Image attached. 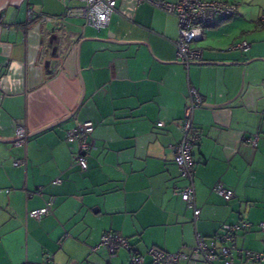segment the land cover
Instances as JSON below:
<instances>
[{
  "label": "crops",
  "instance_id": "crops-1",
  "mask_svg": "<svg viewBox=\"0 0 264 264\" xmlns=\"http://www.w3.org/2000/svg\"><path fill=\"white\" fill-rule=\"evenodd\" d=\"M80 3L0 0V136L14 137L18 125L33 132L75 110L25 146L0 141V264H128L127 249L110 256L99 246L104 232L126 237L149 260L151 247L189 252L195 232L211 237L241 219L253 226L236 234L237 246L264 250L257 226L264 221V5L204 26L202 42L192 44L202 49L198 61L220 63L185 68L173 45L176 18L146 2L117 0L99 29L75 17L27 21L29 8L60 16ZM108 32L129 42L108 41ZM241 40L247 51L231 49ZM188 81L203 99L193 117L196 221L178 193L186 180L174 162ZM84 120L93 122L95 146L83 170L72 164L76 143L64 136ZM255 134L252 145L245 138ZM23 157L25 165H13ZM217 180L234 195L215 193ZM50 197L49 215L29 216ZM233 264L264 262L236 255Z\"/></svg>",
  "mask_w": 264,
  "mask_h": 264
},
{
  "label": "built area",
  "instance_id": "built-area-1",
  "mask_svg": "<svg viewBox=\"0 0 264 264\" xmlns=\"http://www.w3.org/2000/svg\"><path fill=\"white\" fill-rule=\"evenodd\" d=\"M80 5L66 7L60 16H51L27 10V21L39 19L59 23L65 17L82 18L86 25L99 29L106 27L111 15L117 10V0H80ZM146 2L153 7L173 15L177 21L178 35L173 40L176 57L185 68L202 58V49L192 44L203 39V27L211 26L219 21L229 19L238 13L235 0H137ZM259 25H264V14L259 18ZM21 27H24L23 25ZM250 45L247 41L241 40L234 43L231 49L247 51ZM203 104L199 91L188 81L187 102L184 106L181 120V138L174 146V162L179 169L180 175L185 178L186 184L178 189V193L184 199L186 206L193 213V221H196L200 208L196 205L194 174L195 161L193 148L199 141L200 134L194 126L193 117L196 108ZM163 124L158 121L157 125ZM93 122L84 120L65 131V140L76 143V149L72 154V164L81 169L87 168V153L95 146V140L91 136ZM15 139L11 142L15 146H25L28 138V130L24 125H18L14 129ZM247 142L255 145L257 135L245 138ZM26 160L16 158L13 165H25ZM54 183H60L55 178ZM212 190L224 198L234 195L232 189L224 186L217 180ZM38 193L39 190H36ZM54 197H50L47 203L39 208L29 210L28 214L34 218H41L51 213V206ZM253 226V223L246 219L237 222L223 223L218 231L211 237H205L195 232V242L189 252L177 250L167 252L156 247L148 250L149 260L139 253L132 246L128 239L118 233L106 231L100 237L99 246H103L110 256L114 255L119 248H125L129 252L128 264H179L181 260L190 262L201 261L206 264H213L217 258H221L223 264H233L236 255L247 261L264 262V250H249L237 246L235 236L238 232H246ZM258 228L264 232V221L257 223ZM96 248H93L95 250Z\"/></svg>",
  "mask_w": 264,
  "mask_h": 264
},
{
  "label": "water",
  "instance_id": "water-1",
  "mask_svg": "<svg viewBox=\"0 0 264 264\" xmlns=\"http://www.w3.org/2000/svg\"><path fill=\"white\" fill-rule=\"evenodd\" d=\"M106 40H108V41H112V42H119V43H126V42H129V41H126V40H116V39H115V34L112 33V32H108V33H107V38H106ZM197 63H220V62H216V61H215V62H212V61H211V62L197 61ZM81 99H82V96H81V98L79 99V103H80ZM74 112H75V110H72L70 113H68L67 115H65V116H64L63 118H61L60 120H57V121L52 122V123H50V124H47V125H45V126L39 128V129H37V130H34L33 132H29V133H28V136H29V135H32V134H34V133H36V132H38V131L44 130V129H46V128H49V127H51V126H53V125H55V124H57V123H60V122L64 121L65 119L71 117V116L74 114ZM14 139H15V137H2V136H0V141H3V142H10V143H11Z\"/></svg>",
  "mask_w": 264,
  "mask_h": 264
},
{
  "label": "rangeland",
  "instance_id": "rangeland-1",
  "mask_svg": "<svg viewBox=\"0 0 264 264\" xmlns=\"http://www.w3.org/2000/svg\"><path fill=\"white\" fill-rule=\"evenodd\" d=\"M236 2L238 3V5H237L238 10L237 11H239L237 13L238 15L236 14V16H240L242 18L246 17L243 14V12L241 11L243 6H248L250 9H252L254 11V13L258 14L261 12V11H259L260 6L264 5V0H236ZM256 24H257L256 26L258 27V21ZM254 25H255V22H254ZM252 27H253V22H252ZM201 42L202 41H199L197 43H201Z\"/></svg>",
  "mask_w": 264,
  "mask_h": 264
},
{
  "label": "trees",
  "instance_id": "trees-1",
  "mask_svg": "<svg viewBox=\"0 0 264 264\" xmlns=\"http://www.w3.org/2000/svg\"><path fill=\"white\" fill-rule=\"evenodd\" d=\"M128 257H129V255H128Z\"/></svg>",
  "mask_w": 264,
  "mask_h": 264
}]
</instances>
